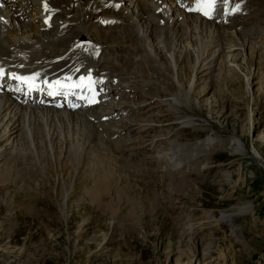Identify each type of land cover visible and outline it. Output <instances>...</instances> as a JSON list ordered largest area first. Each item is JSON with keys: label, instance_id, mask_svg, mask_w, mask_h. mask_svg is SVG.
I'll use <instances>...</instances> for the list:
<instances>
[{"label": "rangeland", "instance_id": "374dc122", "mask_svg": "<svg viewBox=\"0 0 264 264\" xmlns=\"http://www.w3.org/2000/svg\"><path fill=\"white\" fill-rule=\"evenodd\" d=\"M255 7L251 6V20L248 10L243 14L248 25L242 34L232 31L243 17L236 16L232 30L226 29L231 34L219 26L223 32L218 29L215 46L203 50L204 58L214 59L215 68L192 89L190 107L150 110L148 115L155 116L153 124L159 127L149 135L161 138L171 133L170 140L150 151L149 140L140 142V135L122 132L131 145L118 154L124 160L109 163L110 183L104 188H86L85 172H70L71 161L69 171L61 170L60 154L51 160L46 150L49 160L37 175L17 168L0 176V264H264V35L252 29V23L264 27V7L262 13ZM209 23L200 24L208 29L207 35ZM179 48L187 69L184 77L176 71L169 74L168 100L178 98L180 83L184 95L189 92L194 76V58L189 56L202 49L191 44ZM143 81L131 92L126 87L130 103L142 102L148 92ZM140 112L135 117H142ZM212 133L242 141L246 156L218 150L206 169L190 177L174 179L165 171L168 161L158 156L170 141L194 142ZM136 147L141 154L140 149L134 153ZM64 157L60 160L68 161ZM8 181L13 185L4 187ZM246 203L253 206L249 214L221 219Z\"/></svg>", "mask_w": 264, "mask_h": 264}, {"label": "bare ground", "instance_id": "6f19581e", "mask_svg": "<svg viewBox=\"0 0 264 264\" xmlns=\"http://www.w3.org/2000/svg\"><path fill=\"white\" fill-rule=\"evenodd\" d=\"M19 1L18 4H11L10 7H18V11L23 13L21 18H26L30 24L20 23L12 18L10 24V15L6 7H2L0 3V65L14 67L16 72H20L18 71L20 68H25L28 74L35 76L39 74L51 76L55 73L77 76L78 74L90 75L109 71L107 73H111L110 80L117 77L120 82L103 78L106 82L103 90L111 92L95 105H87L82 112L41 106L31 108L0 94V176L11 175L14 172L13 169L17 170V168L21 170L20 172L24 171V174L32 177L37 175L39 169L43 170L44 163L49 160L44 152L46 150L51 160L55 154H60V159L63 154L65 155L64 159L68 161L64 162L59 159L61 166L58 167L61 170L85 172L88 177L82 183L86 188H104L110 183L108 177L113 159H122L118 154L125 153V149L129 150L128 147L131 145V140L128 138L123 137L124 139L120 140L122 131L126 130L128 134L140 135V142L143 139L149 140L150 144L147 146L150 151H153L161 141L170 140L171 133L161 138L159 135H149L159 127L153 124L157 122L152 120L155 116L148 115L150 110L160 106L162 109L167 107L171 112L190 107L187 98H192V89L200 84L205 76L211 75L215 68L214 59L209 60L205 57L207 61H204L206 54H203V50L207 52V48L209 51L215 46L217 42H215V35L221 30L219 26L224 24L211 22L210 25L208 24L209 35L204 34V30L208 29H203L206 27L201 26L202 30H200V24L205 20L176 12L173 6L170 8L176 21L171 25L168 19L165 25H160L158 16L154 14L159 8L155 0H143V9L138 3L134 4L132 10L136 17L134 24L131 20L121 17L124 24L119 26L115 11L111 9L102 10L99 13L107 17L102 20L109 28L102 27L100 24L91 28L85 21H87V15L91 17L93 15L84 14L80 8L61 11L62 14L53 17L48 15L52 7L47 5V0ZM71 1L52 0V3L57 9L65 10ZM196 1L193 0V3ZM263 2L264 0H249L248 8H245L252 14L253 11L250 10L249 5H256V13H262ZM204 8L207 9V7ZM59 16L63 19L62 23H60L62 19H59ZM234 20L235 17L231 19L232 24ZM252 24H254L252 29L263 37L264 27H261L260 23ZM224 32L229 33L226 30ZM94 33L103 34V38L97 41L104 47L100 50L102 52L96 51L93 47L84 49L75 45L83 34L89 37ZM108 44L113 47L109 48ZM190 44L200 46L202 49L198 52L192 51V55L189 56L194 58V64L190 68L194 76L189 82V92L187 90L188 93L184 95V88L180 83L175 91L178 98L168 100L169 93H171L169 89H172L168 82L169 74L176 71L179 76L184 77L187 69L183 67L186 64L183 60L184 52L178 51V48L184 46L186 49V46L189 47ZM136 73L139 74L138 77L134 76ZM126 74L137 82L126 77ZM141 78L146 79L141 84L147 88L148 92L141 97L142 102L130 103L128 91L131 92L133 89L129 86L127 91L125 85L130 83L132 87H137L136 84ZM135 93L133 92V95ZM138 111H142L140 112L143 114L142 117L140 115L135 117ZM114 116H117L116 119L107 123L91 122V120L102 118L107 120ZM101 135L104 139L105 135H108V139L103 140ZM115 137L118 138L116 141L113 140ZM232 139L213 135V133L205 139L194 142H181L177 138L168 143L170 147L165 149V153L159 154L158 159L159 161L167 159L168 165L165 171L172 174L174 179L178 176L183 177L185 174L190 177V174L195 175L206 169L215 151H226L227 154L237 157L246 156L242 141ZM138 149H140L139 154L142 152L141 148L136 147L133 150L136 155ZM70 161L71 165L67 163ZM10 164H14V167H8ZM68 164L71 167L69 170H67ZM137 165V163H129V166L136 167ZM228 166L233 167L234 165ZM51 168L53 169V166ZM142 170L147 172L145 169ZM27 178L29 177L24 179L25 183H29L26 181ZM230 178L231 176L228 175L227 179ZM226 184L229 185V183ZM10 185L13 184L8 181L4 187ZM252 209L251 203L242 204L231 213H223L221 219L231 221L232 218L249 214Z\"/></svg>", "mask_w": 264, "mask_h": 264}, {"label": "snow or ice", "instance_id": "6c2138e0", "mask_svg": "<svg viewBox=\"0 0 264 264\" xmlns=\"http://www.w3.org/2000/svg\"><path fill=\"white\" fill-rule=\"evenodd\" d=\"M197 2L202 4V5L212 6V5H214L216 3V0H197ZM204 14L207 15L208 13L205 12ZM3 74H4L3 69H0V75H3ZM14 78L22 80L24 82H27L26 78H23V77H14ZM57 84L60 85L61 87L64 86L63 84H61L60 81H57Z\"/></svg>", "mask_w": 264, "mask_h": 264}]
</instances>
